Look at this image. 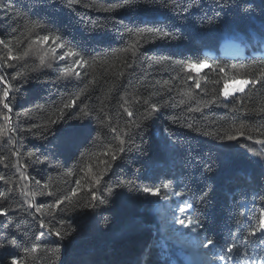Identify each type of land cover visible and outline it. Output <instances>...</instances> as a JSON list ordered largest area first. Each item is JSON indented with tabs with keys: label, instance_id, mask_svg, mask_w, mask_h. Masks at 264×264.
<instances>
[{
	"label": "trees",
	"instance_id": "1",
	"mask_svg": "<svg viewBox=\"0 0 264 264\" xmlns=\"http://www.w3.org/2000/svg\"><path fill=\"white\" fill-rule=\"evenodd\" d=\"M117 2L0 0V39L12 46L14 56L38 35L59 36L57 43L66 45L44 65L39 55L56 47L51 39L24 60H8V49L0 45V75L8 81L0 82V93L10 85L8 115L14 129L0 135V210L7 212L0 215V243L17 242L0 248V264L14 259L20 264H189L155 212L161 199L173 202V197L193 205L190 215L203 225L197 228L200 242H220L205 248L213 264H223L216 256L232 243L237 247L229 264H261L264 241L249 233L264 211V155H257L264 145L256 143L264 139V86H246L230 98L220 92L217 99V92L225 76L219 68L228 77H240L264 65V0H189L183 13L164 7V0H139L151 10H102ZM34 23L45 30L29 35L26 28ZM153 28L178 38L148 36L135 58L122 51L137 39L129 29ZM68 51L91 65L77 68L79 77L65 76V68L77 59ZM178 61H207V66L189 72ZM85 88L63 118L52 117ZM85 105L87 114L81 111ZM197 107L200 111L191 110ZM5 112L0 101V127ZM50 117L57 122L50 124ZM241 123L247 125L245 135L232 141L217 138ZM209 132L213 135H205ZM120 139L126 141L124 152L117 150ZM109 149L115 160L102 155ZM93 175L100 177L99 185ZM144 187L161 189L160 196L144 193ZM73 190L71 201L49 208ZM92 192L104 202L91 201ZM167 212L170 216L168 206ZM49 228L61 236L49 235ZM36 246L38 251L29 250Z\"/></svg>",
	"mask_w": 264,
	"mask_h": 264
},
{
	"label": "snow or ice",
	"instance_id": "2",
	"mask_svg": "<svg viewBox=\"0 0 264 264\" xmlns=\"http://www.w3.org/2000/svg\"><path fill=\"white\" fill-rule=\"evenodd\" d=\"M74 2L78 3L79 0H74ZM153 3H155V0H153ZM189 3V0H164V7H168L171 8L173 11H178L180 13H183L186 11L187 9V5ZM141 8L147 9V10H151L148 8V6L146 4H142L139 2V0H119V2L107 7V8H103L102 10L104 11H116L117 9H126V10H130V11H136V10H140ZM209 22H211V20H209ZM36 29H40V30H45V25L43 24H39V23H34V24H30L27 26L26 31L27 33L30 35L32 32H34ZM129 33L130 34H134L137 39L129 46V48L123 49L122 51L125 53H129L130 56L132 58H135L137 55L136 49L140 43L141 40L145 39L148 36H158L160 39H164V40H172V39H177L178 37H176L172 32H168L165 31L163 29H144L141 30L139 32H133V30L129 29ZM52 40L53 44L56 45V47H52L46 51L43 52L42 55H39V59H40V63L41 65H44L46 63V60H54L56 59V52L57 49H64L66 47V45L64 43H57V41L60 40L59 36L56 37H51L50 35H43V36H37L36 40L31 41L28 44V47L21 53V55L19 56H14L12 54V46L6 42L4 39H0V45H3L4 48L8 49L7 52V59L8 60H24L26 57H28L31 54H39L41 49L39 48V45L41 44H46L48 43L49 40ZM16 42L19 44L21 43V40L19 38H17ZM33 45H36L37 47L34 49ZM66 55L68 57H77V59L74 60L73 62V66L71 67H66L65 68V76L66 77H72L73 75H75L76 77L80 76V72L77 71V68H81V67H85V66H91L89 61L84 60L83 57H79V54L74 52V51H68L66 53ZM60 60H64L65 59V55H60L59 56ZM164 61L162 60H157L156 63H163ZM95 63V62H92ZM125 65L128 67H132V64L128 61L125 60L124 61ZM182 68H184L185 70L191 72L192 70L197 69V67H205L207 66V61H199V62H177ZM8 67H12L13 65L11 63L7 64ZM0 67H4V63H0ZM47 67H52V64L49 62L47 63ZM219 72L220 73H224L225 76L224 78H222V88L217 92V99L219 98V94L220 92H222L223 96L225 98H228L230 96H234L235 93L239 92V93H244L245 92V87L246 86H253L255 87L256 85H260V86H264V65L261 66H256V67H252L250 70H246L245 72L240 74V77H237L236 75H233L232 77H228L227 73L225 72L224 68H219ZM118 76H123L124 73L123 72H119L117 73ZM188 79H192L191 76L188 77ZM0 82H3L4 84H8V81L5 80V77L0 75ZM95 82V81H93ZM216 84H221V80H217L215 81ZM201 87L200 82L197 80L195 82V88L199 89ZM87 91V89H82L79 94H73V96L69 97L66 101H64L62 103V106L57 108L55 112L52 113V117H59V118H63L64 117V110L65 109H71L73 108L77 101L80 100V97L82 95L85 94V92ZM188 95L190 97H192V93L189 92ZM9 97H10V85L8 87H5V89L3 90L2 93H0V101L3 102V109L6 110L5 114L3 115V120L5 121V125L3 127H0V135H2L5 132H10L13 131L14 129L12 127H10L9 125H11V121L12 118L11 116L8 115V113L12 112V107L10 105L9 102ZM137 103L139 101H136ZM215 102V101H213ZM125 103H127V101H125ZM145 104L149 105V108L151 110H155V111H159V109L157 108V105L154 103H149L148 100H144ZM123 107V105H121ZM87 105L84 106V109H81V111H84V114H87V112L85 111L87 109ZM192 111H200L199 107L195 108V109H191ZM238 110V109H237ZM101 111H103V108L101 109ZM264 111V110H262ZM124 112L127 114L128 117H133L134 116V112L129 108V107H125L124 108ZM151 114V112H149V115ZM56 119L54 118H49V123L50 124H54L56 123ZM188 127H192L191 125H188ZM247 125L241 123L239 125V127L235 128V131L232 133H229L228 131L225 132V134L223 136H219L217 135V138L220 140H228V141H232L237 139V134L240 136L245 135V129H246ZM47 130V129H45ZM29 131H31V129H29ZM111 131L113 133L118 131V126L117 127H113L111 129ZM121 134H123L121 132ZM205 135H213V133H205ZM261 135H264V133H261ZM248 139H252L251 136L247 137ZM126 143V141L124 139H120L119 140V147H118V151L119 152H124V148L122 147L124 144ZM256 143L258 144H262L264 145V139H259L256 141ZM17 156H19V153H16ZM29 156H32L33 153H29ZM102 155H110L112 160H115L116 154L109 149V151L107 153H102ZM257 155H264V152L262 153H257ZM0 163H3V160H0ZM18 161H17V166H18ZM100 163L102 164H107V161H101ZM91 165L88 166V171L89 173H91ZM68 175H72L71 172L68 173ZM22 180L25 179H30L28 177H24L21 176ZM0 180H4L3 176H0ZM92 181L95 185H99L100 184V177L98 175H93L92 177ZM37 184H39V181L36 182ZM79 186V185H78ZM45 187H47V185H45ZM165 188L168 187V185H164ZM142 191L144 193L150 194L152 196H160L161 193V189L159 188H152V187H144L142 189ZM112 190L109 189V195H111ZM43 194V193H41ZM24 195H28L27 192L24 193ZM48 195H53V193H48ZM205 196H207V193H204ZM76 196V191L73 190L71 192V195H65L63 197V199L58 200V202L55 205H51L49 206V208L51 209V207H59L60 204H63L65 201H71L72 197ZM3 199H6V197H3ZM91 201H99L100 203H103V199L101 196H98L96 193L92 192L91 193ZM91 201L89 203H91ZM94 206V205H93ZM33 207H35V205H33ZM40 209L37 208V211H39ZM190 211H195L194 207L192 204H186L184 207H179V212L183 214V218H177L175 220V223L183 226L184 228H188L190 230L195 229L196 227H200L203 228V225L201 224L199 218H195L193 217V215H190ZM51 211H49V215H51ZM0 215H7L6 211L0 210ZM259 225L257 227H255L249 234L252 236H259L260 239L262 241H264V211L261 212V214L259 215ZM40 228H45L46 225L41 222L39 224ZM48 234L49 235H56L57 237L61 236V232L60 231H55L53 232V229L49 228L48 229ZM67 234V233H65ZM40 236L44 235V232H40L39 233ZM16 241L13 239H8L6 243H0V248H4L7 249L11 246H15L16 245ZM201 247L202 248H211V247H216L220 244V242L218 240H213L211 238H208L204 241L200 242ZM236 245L235 243H232L230 246H226L223 248V253L224 254H217L216 259L220 262H223V264H229L230 261H232L234 259V257L232 256L233 251L236 249ZM31 252H36L39 250V247H32L29 249ZM12 264H20V261L14 259L12 261ZM261 264H264V261H261Z\"/></svg>",
	"mask_w": 264,
	"mask_h": 264
},
{
	"label": "rangeland",
	"instance_id": "3",
	"mask_svg": "<svg viewBox=\"0 0 264 264\" xmlns=\"http://www.w3.org/2000/svg\"><path fill=\"white\" fill-rule=\"evenodd\" d=\"M238 94L240 93H235V95ZM171 199L173 200V202L161 199L155 209L156 214H158L162 229L167 234V238L175 245H177L178 251L184 255L183 259L186 260L189 264L215 263V258L208 254L205 248L201 247L199 241V232L197 229L198 227L190 230L175 223V220L177 218H183V214L179 212V207H184L185 205L176 197H173ZM166 203H168V205H166ZM167 206L170 209V216L167 212Z\"/></svg>",
	"mask_w": 264,
	"mask_h": 264
}]
</instances>
